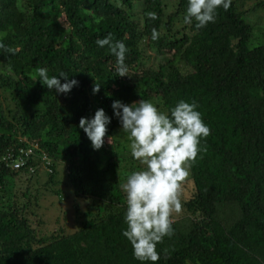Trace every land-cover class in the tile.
<instances>
[{
    "label": "trees",
    "instance_id": "1",
    "mask_svg": "<svg viewBox=\"0 0 264 264\" xmlns=\"http://www.w3.org/2000/svg\"><path fill=\"white\" fill-rule=\"evenodd\" d=\"M244 1L264 8V0H232L196 29L183 23L187 0H0V39L16 50L0 54V264H141L121 234V184L141 164L111 108L141 99L165 112L194 100L210 128L155 264H264V41L240 9ZM109 32L129 49L127 76L96 45ZM40 67L79 84L57 94L37 80ZM98 108L111 122L93 150L78 123ZM42 177L52 194L66 197L64 181L78 200L68 229L43 234L31 224L41 196L32 181Z\"/></svg>",
    "mask_w": 264,
    "mask_h": 264
},
{
    "label": "clouds",
    "instance_id": "2",
    "mask_svg": "<svg viewBox=\"0 0 264 264\" xmlns=\"http://www.w3.org/2000/svg\"><path fill=\"white\" fill-rule=\"evenodd\" d=\"M231 2L187 0L183 23L192 25L195 21L196 29L204 28L215 21L219 8L228 10ZM148 17L151 20L158 18L155 12H149ZM159 37V31L153 28L150 39L156 41ZM96 45L100 48L107 46L116 58V75L127 76L126 54L129 49L123 40L114 39L113 33L109 32L103 38H97ZM15 51L0 39V54H14ZM37 75L43 86L57 94H67L79 84L76 79H69L65 71L49 75L46 67H40ZM99 90L100 86L95 83L92 93ZM111 108L119 121L120 131L130 140L131 157L145 166L139 171H131L121 184L126 203L124 223L127 225L121 234L131 244L136 260L141 264H155L160 260L157 244L165 236L174 234L172 213L182 210L180 194L183 182L190 175L191 165L207 151L201 141L210 134V128L194 100L180 99L167 112L143 99L131 104L114 100ZM110 122L111 118L103 108H98L90 118L79 119L78 127L90 140L93 150H99L105 144ZM107 140L110 143V137Z\"/></svg>",
    "mask_w": 264,
    "mask_h": 264
},
{
    "label": "rangeland",
    "instance_id": "3",
    "mask_svg": "<svg viewBox=\"0 0 264 264\" xmlns=\"http://www.w3.org/2000/svg\"><path fill=\"white\" fill-rule=\"evenodd\" d=\"M259 2V0H256ZM254 1H245L241 5V10H249L250 7L254 4ZM246 20L252 23L255 27V32L257 36V41H264V8L261 10H249L245 15ZM61 167V166H60ZM145 167L141 165L140 170ZM45 181V177L41 178L39 183H33V186L38 188L41 196L39 198V208L37 209L36 215L29 214L30 222L33 226H38L41 233L50 234L53 230L57 229L60 226L71 227L74 223L73 210L75 209V204L78 203L77 199H73V194H68L69 190L64 185V181L60 182V187L62 191L66 194V197H59L51 193L53 187L44 188L42 183ZM23 185V184H22ZM22 185H20L22 187ZM24 186V185H23ZM181 195V194H180ZM182 197H180L181 199ZM41 219L42 224L38 223L37 220Z\"/></svg>",
    "mask_w": 264,
    "mask_h": 264
},
{
    "label": "built area",
    "instance_id": "4",
    "mask_svg": "<svg viewBox=\"0 0 264 264\" xmlns=\"http://www.w3.org/2000/svg\"><path fill=\"white\" fill-rule=\"evenodd\" d=\"M22 154H20L17 159L15 161H13V166L14 167H20L22 166L26 159L28 158V156L31 153V149H28L27 151H21Z\"/></svg>",
    "mask_w": 264,
    "mask_h": 264
}]
</instances>
